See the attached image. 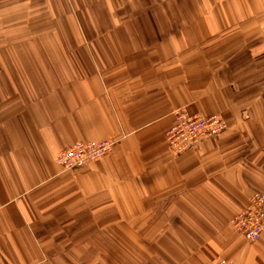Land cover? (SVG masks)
<instances>
[{"label": "crops", "instance_id": "crops-1", "mask_svg": "<svg viewBox=\"0 0 264 264\" xmlns=\"http://www.w3.org/2000/svg\"><path fill=\"white\" fill-rule=\"evenodd\" d=\"M180 112L228 128L174 156ZM263 192L264 0H0V264H264Z\"/></svg>", "mask_w": 264, "mask_h": 264}, {"label": "built area", "instance_id": "built-area-1", "mask_svg": "<svg viewBox=\"0 0 264 264\" xmlns=\"http://www.w3.org/2000/svg\"><path fill=\"white\" fill-rule=\"evenodd\" d=\"M225 119L219 115L176 114L174 126L166 133L168 149L174 156L196 150L204 141L219 137L227 130ZM115 140L77 143L61 151L56 163L66 172H75L99 161L111 153ZM235 230L249 242H257L264 235V192L250 197L248 205L232 220ZM215 264H235L220 260Z\"/></svg>", "mask_w": 264, "mask_h": 264}]
</instances>
